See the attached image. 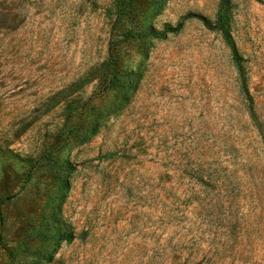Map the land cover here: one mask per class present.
<instances>
[{
	"label": "rangeland",
	"instance_id": "374dc122",
	"mask_svg": "<svg viewBox=\"0 0 264 264\" xmlns=\"http://www.w3.org/2000/svg\"><path fill=\"white\" fill-rule=\"evenodd\" d=\"M220 2L0 0V264H264V0L234 49Z\"/></svg>",
	"mask_w": 264,
	"mask_h": 264
},
{
	"label": "trees",
	"instance_id": "16d2710c",
	"mask_svg": "<svg viewBox=\"0 0 264 264\" xmlns=\"http://www.w3.org/2000/svg\"><path fill=\"white\" fill-rule=\"evenodd\" d=\"M195 17H198L203 21V23L209 28V29H217L219 30L225 41L234 49V39L232 37L231 31H230V0H221L220 7L218 10L216 21L211 24L204 16L201 15H195ZM181 27V24L177 25L174 28H165L163 31L157 32L155 30H152L149 35H154L156 37H161L169 32L177 31ZM125 40H130L136 37H141V34H138L134 32L133 30H127L124 32Z\"/></svg>",
	"mask_w": 264,
	"mask_h": 264
}]
</instances>
